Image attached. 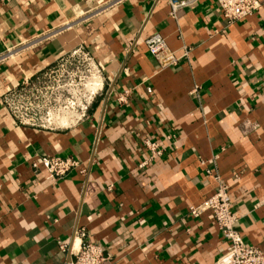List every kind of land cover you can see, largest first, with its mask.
<instances>
[{
	"label": "crops",
	"instance_id": "0c3cea01",
	"mask_svg": "<svg viewBox=\"0 0 264 264\" xmlns=\"http://www.w3.org/2000/svg\"><path fill=\"white\" fill-rule=\"evenodd\" d=\"M106 1L0 0V55L11 53L0 60V264H68L83 241L100 244L106 264H220L212 214H188L216 187L206 169L228 185L244 243L264 250V0L233 22L214 0L175 18L165 0L98 10ZM153 34L176 63L149 53ZM79 46L103 75L88 118L16 124L2 95ZM145 139L163 153L152 156ZM48 156L78 165L55 178L33 166Z\"/></svg>",
	"mask_w": 264,
	"mask_h": 264
},
{
	"label": "built area",
	"instance_id": "2783aa9c",
	"mask_svg": "<svg viewBox=\"0 0 264 264\" xmlns=\"http://www.w3.org/2000/svg\"><path fill=\"white\" fill-rule=\"evenodd\" d=\"M123 0H109L103 7L114 6ZM159 1V0H157ZM169 6V15L173 18L181 8L193 7L199 0H165ZM221 15L230 22L250 16L260 7V0H214ZM149 53L162 67L178 61L175 51L170 49L166 40L159 34H153L144 40ZM127 51L133 50V43L127 45ZM11 56L10 51L0 55V60ZM102 70L90 50L83 46L60 56L48 66L23 76L1 97V104L14 122L21 126L38 129H56L72 127L89 116L88 110L96 94L102 89ZM112 89V87H110ZM129 89L116 92L115 101L126 103ZM144 146L152 156H160L162 147L156 141L144 140ZM78 161L73 157L48 156L39 158L35 168L43 167L55 178L63 177L76 167ZM211 176L216 187L198 205L188 208V214L197 217L202 212H210L218 230L225 241V249L220 264H264V250L247 246L242 236L235 230L237 213L231 209L228 185L210 169L205 170ZM83 236V233L81 232ZM61 243L60 248L65 249ZM68 264H106L103 248L98 243L83 241L72 249Z\"/></svg>",
	"mask_w": 264,
	"mask_h": 264
},
{
	"label": "rangeland",
	"instance_id": "374dc122",
	"mask_svg": "<svg viewBox=\"0 0 264 264\" xmlns=\"http://www.w3.org/2000/svg\"><path fill=\"white\" fill-rule=\"evenodd\" d=\"M91 11L93 12V9L88 10L87 13L81 14L80 17L88 16Z\"/></svg>",
	"mask_w": 264,
	"mask_h": 264
}]
</instances>
